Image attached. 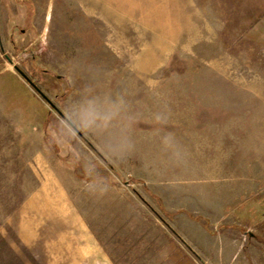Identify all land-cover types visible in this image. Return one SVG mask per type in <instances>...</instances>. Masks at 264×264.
I'll return each instance as SVG.
<instances>
[{
	"label": "rangeland",
	"instance_id": "1",
	"mask_svg": "<svg viewBox=\"0 0 264 264\" xmlns=\"http://www.w3.org/2000/svg\"><path fill=\"white\" fill-rule=\"evenodd\" d=\"M0 264H264V0H0Z\"/></svg>",
	"mask_w": 264,
	"mask_h": 264
},
{
	"label": "clouds",
	"instance_id": "2",
	"mask_svg": "<svg viewBox=\"0 0 264 264\" xmlns=\"http://www.w3.org/2000/svg\"><path fill=\"white\" fill-rule=\"evenodd\" d=\"M118 108L113 105L108 111L104 112L95 101H89L88 105L81 110L83 123L88 126H94L98 120L107 122L117 115ZM63 118V114H60Z\"/></svg>",
	"mask_w": 264,
	"mask_h": 264
},
{
	"label": "water",
	"instance_id": "3",
	"mask_svg": "<svg viewBox=\"0 0 264 264\" xmlns=\"http://www.w3.org/2000/svg\"><path fill=\"white\" fill-rule=\"evenodd\" d=\"M9 60L11 62H13V60L11 58H9ZM16 69L20 72V74L25 78V80L36 89V91H38L45 99H47L50 103L51 101L47 98V96L43 93V91L36 85V83L18 66L15 65ZM54 105V104H52ZM55 106V105H54Z\"/></svg>",
	"mask_w": 264,
	"mask_h": 264
}]
</instances>
